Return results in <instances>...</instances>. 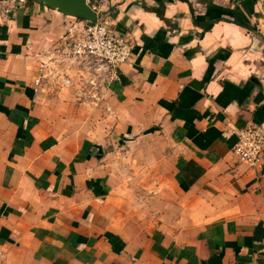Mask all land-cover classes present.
Instances as JSON below:
<instances>
[{
    "label": "crops",
    "instance_id": "crops-1",
    "mask_svg": "<svg viewBox=\"0 0 264 264\" xmlns=\"http://www.w3.org/2000/svg\"><path fill=\"white\" fill-rule=\"evenodd\" d=\"M131 45L82 94L79 18L0 0V264H264V0H88Z\"/></svg>",
    "mask_w": 264,
    "mask_h": 264
},
{
    "label": "built area",
    "instance_id": "built-area-1",
    "mask_svg": "<svg viewBox=\"0 0 264 264\" xmlns=\"http://www.w3.org/2000/svg\"><path fill=\"white\" fill-rule=\"evenodd\" d=\"M81 22L67 31L62 44L55 48L53 59L57 64H76L79 73H88L79 85L83 94L87 86L96 90L117 79V69L128 61L132 48L99 15L94 22ZM69 81L66 78L63 82ZM231 150L240 162L251 167L263 162L264 122L239 130Z\"/></svg>",
    "mask_w": 264,
    "mask_h": 264
},
{
    "label": "water",
    "instance_id": "water-1",
    "mask_svg": "<svg viewBox=\"0 0 264 264\" xmlns=\"http://www.w3.org/2000/svg\"><path fill=\"white\" fill-rule=\"evenodd\" d=\"M49 8H54L60 13L73 16L81 20L94 22L98 18L97 12L89 5L88 0H32ZM118 79L125 82V77L118 71Z\"/></svg>",
    "mask_w": 264,
    "mask_h": 264
},
{
    "label": "rangeland",
    "instance_id": "rangeland-1",
    "mask_svg": "<svg viewBox=\"0 0 264 264\" xmlns=\"http://www.w3.org/2000/svg\"><path fill=\"white\" fill-rule=\"evenodd\" d=\"M66 66H67V71H68L67 74H69V76H67L64 72L62 74H59V76L62 77V78H60V81L63 82L64 79H66V78H69L70 81L74 79L76 81V84H77V87L75 88V90H76L78 88V86L80 85V82L82 81L83 77L86 76L88 73L87 72H84V74H82L81 72L79 73V70H78V67L76 64H74V65L67 64ZM117 75H118V70H117ZM71 77H73V79ZM117 78H118V76H117ZM69 82L66 84H69ZM88 88H89V86L86 87L87 90H88Z\"/></svg>",
    "mask_w": 264,
    "mask_h": 264
}]
</instances>
